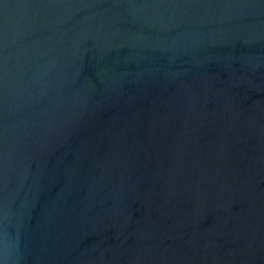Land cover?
Segmentation results:
<instances>
[{
    "label": "water",
    "instance_id": "95a60500",
    "mask_svg": "<svg viewBox=\"0 0 264 264\" xmlns=\"http://www.w3.org/2000/svg\"><path fill=\"white\" fill-rule=\"evenodd\" d=\"M0 264H264V0H0Z\"/></svg>",
    "mask_w": 264,
    "mask_h": 264
}]
</instances>
